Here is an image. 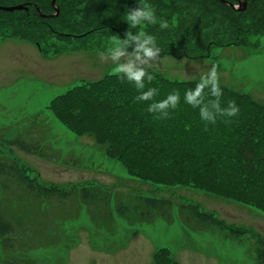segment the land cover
<instances>
[{"label":"rangeland","instance_id":"obj_1","mask_svg":"<svg viewBox=\"0 0 264 264\" xmlns=\"http://www.w3.org/2000/svg\"><path fill=\"white\" fill-rule=\"evenodd\" d=\"M60 1L51 0L50 13L45 14L40 0H0L1 7H23L8 14L0 13V18L1 15L7 16V23H0V157L17 161L40 185L62 191L70 187H99L112 202L106 206L100 204L98 208L84 206L78 195L64 200L55 196L44 198L12 181L9 198L0 201V210L6 217L13 216L14 220L21 222L16 229L15 241L19 251L4 255L0 246V264H8L12 260L20 261V264H155L158 260L155 257L161 253L163 259L167 258L166 264H257L255 242L257 239L264 241V186L260 192L255 191L261 198L255 204L252 203L256 197L252 198L251 204L236 201L234 197L246 196V189L252 186L257 189L261 181L264 183V118L259 121L257 114L253 116L252 109L246 107L243 100L261 102L264 106V29H248L247 24L251 21L248 18L242 24L243 40L240 35L232 42L230 30L223 31L215 25H206L193 39L185 30L176 32L177 23L173 19V39L180 42L171 41V47L170 41L161 40L155 61L142 54L140 60L143 63L137 61L135 65L136 60L132 61L134 67L145 69V77L141 81L144 87L137 89L135 82L131 83L122 74L126 80L123 84L132 85L130 94L138 96L148 88L156 90L150 100L139 101L134 97L125 106L133 108L135 119L143 125L159 127L165 124L169 134H175L166 147L169 145L178 151L185 149L178 144L184 140L179 135L200 143L196 152L191 150L192 146L189 147L192 152L186 151L187 157L181 166L176 162L174 167L170 166L168 160L154 165V170L150 171L152 183L127 174L117 159L120 153L124 155V152L131 151L126 146H99L87 132L76 135L68 131L47 109L55 96L74 86L97 82L105 74H114L115 64L127 62L125 57L132 52L134 44L130 43L124 57L115 61L111 59L109 48L114 39L123 40L124 33L137 35L140 31L145 32L147 21L136 27L124 21L127 10L143 6L130 0L128 2H132V6L121 11V5L123 8L127 5L123 0H102L104 6L113 9V4H116L115 8L121 11L113 27L117 32L103 31V27H95L99 31L93 32L80 31L81 28L75 26L83 22V2L88 4L91 0ZM245 1H237L234 8H240ZM143 2L157 11L154 0ZM216 3L226 6L228 2L216 0ZM244 6L245 11L246 4ZM37 18L56 19L50 20L48 27ZM11 19L24 21L25 31L17 32V27L8 22ZM60 24L67 26L60 27ZM152 24L156 25L153 30L158 32L160 22L156 19ZM35 30L42 32L40 37ZM165 30L158 34L166 35L169 27ZM49 31L59 41L50 37ZM17 33L33 38L32 42L12 38V34ZM79 37L87 39L80 43L82 38ZM34 41L46 46L43 50L48 58L41 56ZM79 45L91 50L79 49ZM75 46L79 50H70ZM56 47L64 50L58 56L49 57ZM68 50L70 53H66ZM166 50L182 52L173 55ZM213 64L222 90L221 107L233 101L239 111L234 117L218 116L215 124L203 127L207 121L196 118L199 117V106L190 112L191 106L183 98L185 91L194 88L200 75L211 69ZM148 75L153 79L146 82ZM174 91L180 97L175 108L169 106L147 111L150 104ZM204 91L205 102L214 99L207 94V89ZM235 92H239L243 99L233 97ZM120 136L123 141L125 135L121 133ZM15 137L40 144L44 158L8 146L6 142ZM241 144L255 147L260 160L258 166L256 162L254 164L256 172L248 174L242 162L237 163V149ZM197 154L198 159L195 158ZM227 159L232 163L235 161L237 168L209 171L206 166L212 169V165H219L218 161ZM180 167L185 181L195 186H174L173 182L162 181L167 170L176 172ZM236 171H240V175L234 177V182L224 183L226 178L223 176L233 175ZM243 172L247 174L243 175ZM239 177H243L244 186L240 184ZM212 190L219 195L209 192ZM128 195L169 199L173 203V222L152 220L153 217L149 224L125 222L115 214L114 203ZM135 200L133 197L128 199L130 202ZM183 204L197 205L203 214L215 215L226 229L196 222L191 228L184 225L178 216V206ZM248 231L252 235L246 234Z\"/></svg>","mask_w":264,"mask_h":264},{"label":"trees","instance_id":"obj_2","mask_svg":"<svg viewBox=\"0 0 264 264\" xmlns=\"http://www.w3.org/2000/svg\"><path fill=\"white\" fill-rule=\"evenodd\" d=\"M40 1L43 2L42 4L45 9L43 11L45 14L50 13L49 6L51 0ZM62 1L63 0L60 2ZM93 1L94 0L89 1L88 4L83 2L85 3V10L81 12V19L83 18V22H81L79 26L78 24H75L77 28H81L80 31L91 30L93 32H98L99 30H96L95 27H103V31L117 32L113 30V27L116 26L115 19L117 15L119 17V12L130 8V6L133 4L132 2H128L130 0H123V2L127 3V5L124 8L121 5L119 8L121 11H118L115 8L116 4H113L114 7L112 9L106 7L107 5L104 6L102 0H96L95 3ZM154 1L157 5L156 12H159L158 15H156V12H154V15L159 22L161 20L167 22L169 32L166 35H159L162 31L166 32L165 28H161L159 26V29L157 30L159 32L158 34L156 30H153V28H156V25H148L146 23L145 33L155 35V37L157 36L155 41L159 48L161 46L160 41L164 39H166L168 42L170 41V46L171 41L174 43L180 42L173 39V36L175 35L172 33V31H174V28L171 24L173 19L177 23V27L175 28L176 32L180 29L185 30L187 34H190L193 39L197 38L196 35H198V33L201 32L206 25L210 27L215 25L217 29H221L223 31L230 30V33H232V42H234L237 38L239 39L240 35L241 40H243L242 24L248 18L251 19V21L247 24L248 29H253V27H255L257 30L264 29V0H246L247 10L242 12H234L229 6L216 3V0ZM226 2L230 4L237 3V0H226ZM176 7H178L177 10ZM0 13L3 14L2 11H0ZM1 17L0 23L6 24L7 22L5 21V18L7 16L1 15ZM9 17L12 18L11 16ZM37 19L40 20L42 24H47L48 26V22L56 18L42 20L41 18ZM8 22L17 27V32H19V30L25 31L24 21L11 19ZM60 25V27H62V25L65 24ZM35 31L40 37L42 32H37V30ZM47 34H50V37H53L55 41H59L50 31L47 32ZM254 34L257 35L256 32H254ZM119 35H121V31H119ZM88 36L89 35H87V37ZM12 38H19L20 41L28 40L27 42H32L31 39H33H28L26 36H21L18 33L12 34ZM85 39L87 38L83 37L79 42L81 43L82 40L84 42ZM34 42L36 43L35 46L39 48L38 51L40 54L44 58H48L43 50L46 48V46L42 45L41 42ZM209 42L210 40H208V43ZM188 44L191 46L190 42H188ZM80 45L79 49L84 51L91 50L90 47H83L84 44L81 47ZM65 49H69V47H66ZM74 49L79 50L77 47L71 48L70 50ZM63 50L64 48L56 47L50 52L49 57L58 56ZM181 52L182 51L179 50L172 53L166 50V53L173 55H178ZM66 53H70L69 50ZM124 81L126 80L122 75L118 76L117 74H110L103 76L97 82L74 86L64 93L51 99L47 109L51 112L53 117L68 131L73 132L76 135L87 132L89 135L94 137L95 143L99 146L103 147L105 144L126 146L131 151L124 152V155L120 153L117 159L121 161L127 174L141 181L152 182L151 178L153 175L150 173V171L154 170V165L162 160H168L170 166L174 167L175 162L177 166H181L183 163H185V159L187 157L186 151L190 150L189 147L192 146L191 150L196 152L200 148V143L194 140L192 141V138L190 137L186 136L184 138L182 135H179L184 140H180L178 144L180 147L185 146V149L181 148V151H178V148L176 149L169 145L166 147L167 144H170L169 139L175 134H169L165 124H161L159 127L154 124L151 127L149 125H143L140 120L135 119L136 116L133 108L127 107L125 105L129 99L137 96L129 93L130 91H133L131 90L132 85L123 84ZM147 81L148 80H146V82ZM131 83H134V81ZM233 97H239L241 100L243 99V96L239 94V92L233 93ZM243 100L247 103L246 107H250L252 109L253 116L257 114L259 121L261 120V117L264 118V106L261 105V102H251L246 101L245 99ZM193 110L196 111V108L192 109L191 106L190 112ZM196 118L200 121L199 117L196 116ZM193 124L197 125L195 122H193ZM208 124L209 123L205 122L202 124V126L208 127ZM121 133L126 136H124L123 141L120 136ZM134 134H136L135 139L133 138ZM6 144L10 147H16L20 151L27 154L36 155L42 158L45 156L40 144L22 141L20 137L12 138L7 141ZM188 144L190 145L188 146ZM191 150L190 152H192ZM193 155L194 154H192V156ZM195 158L198 159V154L195 156ZM227 160L224 162L223 160L218 161L219 165H212V169L209 168L210 166H206L208 167L209 171L213 169H218V171H221L222 169L220 168H237L235 165L239 162H242L244 168H246L248 170V174H250L257 171L256 165L258 166V161H260L256 156L255 147L248 144H241L237 149V163L235 161L232 163V161L229 159ZM255 162L256 165H254ZM260 166L262 165L260 164ZM181 171V167L178 168L176 172L173 169L167 170L162 181H168L169 183L173 182L172 185L174 186H195L194 183H188L185 181ZM237 174L240 175V171H236L233 175H224L223 177L226 178L224 183L234 182V177ZM246 174L247 173L243 172V175ZM242 178L243 177H239V180L240 184L244 186L245 181H243ZM12 181L13 184L23 187L28 191L31 190L36 192L39 196H45L44 198L55 196L56 198L64 200L65 198H72L78 195L82 199L84 206L89 207L90 205L92 207L96 206L98 208L100 207V204L106 206V204L108 205L112 202L111 198H108V194L103 192L99 187H70L68 190L62 191L61 189L52 186L45 187L40 185L38 184L36 178L30 177L27 169H23V166L17 161L12 158L5 160V158L0 157V201L9 198L8 190ZM261 186H264L263 181L260 182V185L257 189L254 186H252L250 189H246V191L248 190V192H246V196L243 195L241 197L240 195H237L234 197V199H236V201L245 202L244 204H251L253 202L252 198L256 197L252 203L255 204L258 199H261L257 197L255 192H260ZM209 192L219 195V193H217V191L215 192V190ZM132 197L136 199L135 202L128 201V199ZM114 212L118 217L122 218L127 223L137 221L141 222L142 224H149V220L152 219V217V220L160 219L168 224H171L174 220L173 203H171V201L166 198L137 197L131 195L122 196L116 203H114ZM100 216L103 218L101 214ZM178 216L181 223L190 228L193 226V223L196 222L198 224L216 226L218 229H220V224L213 218V216L211 214H203L201 211H199L197 205L183 204L178 206ZM19 223L21 222L14 220L13 216L6 217L0 210V246L4 252V255L19 251L16 250L17 248L15 246V241L17 238L16 229L18 228ZM222 230H224V228ZM256 248V255L258 259L257 264H262L264 263V241L257 239ZM161 254L157 256L156 259L158 260H155V264L167 263V258L163 259ZM8 264H20V261L12 260L8 262Z\"/></svg>","mask_w":264,"mask_h":264},{"label":"clouds","instance_id":"obj_3","mask_svg":"<svg viewBox=\"0 0 264 264\" xmlns=\"http://www.w3.org/2000/svg\"><path fill=\"white\" fill-rule=\"evenodd\" d=\"M135 2L143 7H138L131 11L127 10V12L124 13V21L132 27L142 25V21H147V24L154 23L156 21L154 10L144 3L143 0H135ZM159 26L161 28H167L168 24L166 21L161 20ZM124 37L123 40L114 39L112 41V47L109 48L111 59L115 61L118 57H124L125 49L130 43L134 44V47L132 52L128 53L127 57H125L127 62L115 64L113 72L118 76L121 73H124L127 80L135 82V87L137 89L143 88L144 85L141 81L142 78L145 77V69L134 67L132 61L136 60L143 63V61L140 60L141 54L144 57L151 58L155 61L157 57L156 54L159 53L160 49L156 44L155 38L151 34L145 35L144 31L138 32L137 35H132V32H127L124 33ZM141 37H143L142 40ZM152 79V75L147 76L148 81H151ZM205 89L208 90L207 94L214 99L205 102ZM155 91L154 88H148V90L140 92L136 99L139 101L150 100ZM221 95L222 90L218 82L216 65L213 64L211 69L200 75L199 81L195 84L194 88L185 91L183 99L186 104L193 108H196V106L199 105V117L202 121L215 124L218 116L234 117L239 111L238 106L233 101H228L226 107H221ZM179 99V93L174 91L167 94L165 98L158 102L150 104L147 111L152 112L153 109H165L169 106L175 108Z\"/></svg>","mask_w":264,"mask_h":264},{"label":"water","instance_id":"obj_4","mask_svg":"<svg viewBox=\"0 0 264 264\" xmlns=\"http://www.w3.org/2000/svg\"><path fill=\"white\" fill-rule=\"evenodd\" d=\"M237 1H239V0H237ZM53 2L54 1H52V3ZM230 7L233 8V6L231 4H230ZM21 9H23L22 6H19V7H1L0 6V11H5V12H13L15 10H21ZM244 9H245V6H244V3H242V7H240L238 11H243ZM45 17H48V16H45Z\"/></svg>","mask_w":264,"mask_h":264},{"label":"bare ground","instance_id":"obj_5","mask_svg":"<svg viewBox=\"0 0 264 264\" xmlns=\"http://www.w3.org/2000/svg\"><path fill=\"white\" fill-rule=\"evenodd\" d=\"M2 12H5V11H2ZM7 13H11V12H7Z\"/></svg>","mask_w":264,"mask_h":264}]
</instances>
